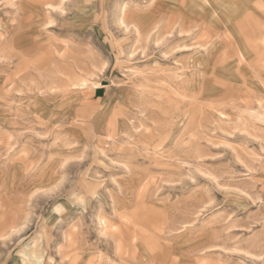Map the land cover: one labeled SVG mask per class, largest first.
<instances>
[{
  "label": "rangeland",
  "instance_id": "374dc122",
  "mask_svg": "<svg viewBox=\"0 0 264 264\" xmlns=\"http://www.w3.org/2000/svg\"><path fill=\"white\" fill-rule=\"evenodd\" d=\"M185 1L0 0V264H264V12L250 63L120 23Z\"/></svg>",
  "mask_w": 264,
  "mask_h": 264
},
{
  "label": "bare ground",
  "instance_id": "6f19581e",
  "mask_svg": "<svg viewBox=\"0 0 264 264\" xmlns=\"http://www.w3.org/2000/svg\"><path fill=\"white\" fill-rule=\"evenodd\" d=\"M66 2H67V0H66ZM251 2H252V0H215V2H214V0H194V1H190V2L185 1L186 4H191L192 6L196 5L197 3L201 4L203 7L202 9H205L204 5H205V3H208L211 6L212 10L210 11V13L208 15H207V12H205V13L202 12L199 14L198 17H196V13L192 10V6H187V8L189 10L187 9L186 12L182 11L181 14H179V16L181 15L183 19L181 18L180 20H178L173 14H171L169 19L168 20L166 19L167 21L165 23H163V26H165V27L161 26L159 24L160 22L159 23L156 22L155 25L152 26L153 23L150 22L145 16H141V15L135 16L133 22H130V20H129V22H127L126 15H125L126 6H127L126 4L121 5L119 17H120V23L122 25L124 24L126 26V29H128V28L130 29V26H132L135 29V32L137 33V35L139 36V39L142 36H144L145 42H146V40H151V38L155 32H156V35L162 36L160 34H162L164 32V30H169L168 32L170 34L174 30V32L176 31V33L179 31L180 33L186 34V37L182 38L183 40L184 39L186 40L187 37H189L187 39H197L195 44H193L194 42L192 43L195 46L198 45L200 48L203 47L206 50L207 49L210 50L211 47L213 49V47H214L215 51L211 50L212 54H211V62L210 63L214 62L215 65L217 64V62L219 60L215 56L217 54V47H218L217 44L219 41H217V42L212 41V38L215 36H217L218 39L219 38H225V40L228 43V46L230 47L229 51H231V49H232L231 52H235V54L239 57V59L242 62L244 60H247L250 63L251 57L249 58V55H250L249 50H257V47L255 46L256 42L253 43V41H251L247 37L248 30L246 27H244V24L246 22H248V23L250 22V17L244 13L245 8H241V7H248ZM163 4H164V2L162 0L160 5H163ZM48 5H49V9L54 8V6L52 4H48ZM254 6L256 9L257 8L262 9V11L264 12V0H257L256 4ZM171 10L173 11L172 8H171ZM162 16H164V15L162 14ZM166 16H165V18H166ZM163 18H159V19H163ZM163 21H165V20L163 19ZM163 21H161V22H163ZM235 24L237 27L239 26V30L241 32L238 33L240 35L239 38L234 37L235 38V40H234V38L231 37L232 36L231 32H234V25ZM196 27H199V28L194 29ZM193 29L195 31H193ZM162 30H163V32H162ZM189 31H192V33L188 34ZM168 32H166V34ZM163 34L165 35V33H163ZM177 34H179V33H177ZM195 34H199V35H197V38H196ZM223 35H225V36H223ZM171 36H172V34H171ZM164 37L166 38V36H164ZM153 39H154V37H153ZM158 39H161V38H158ZM143 40L144 39L142 37V41ZM170 40H172V39H170ZM162 41H164V40H162ZM160 42L161 41L159 40V43ZM149 43H150V41H149ZM149 43H148V45L150 46ZM220 45H221V43H220ZM184 46L187 47L189 45L186 44ZM143 48H145V47H143ZM135 52H136V50H135ZM206 54H208V53H206ZM256 58H257L256 61H258L259 59L262 60V59H264V55L257 53ZM202 59H204V56ZM204 61H205V59H204ZM219 62L222 63L224 61L219 60ZM81 84H83V83H81ZM263 115L264 114H262V112H261V114H257L255 116L258 119H263V117H264ZM105 237H108V236H105ZM122 264H124V263H122Z\"/></svg>",
  "mask_w": 264,
  "mask_h": 264
}]
</instances>
